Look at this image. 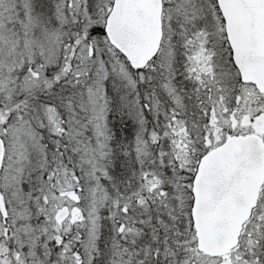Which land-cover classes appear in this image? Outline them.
Here are the masks:
<instances>
[{
  "label": "snow or ice",
  "instance_id": "6c2138e0",
  "mask_svg": "<svg viewBox=\"0 0 264 264\" xmlns=\"http://www.w3.org/2000/svg\"><path fill=\"white\" fill-rule=\"evenodd\" d=\"M0 264H264V0H0Z\"/></svg>",
  "mask_w": 264,
  "mask_h": 264
}]
</instances>
